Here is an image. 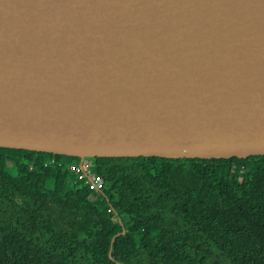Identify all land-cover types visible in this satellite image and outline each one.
I'll use <instances>...</instances> for the list:
<instances>
[{
  "label": "water",
  "instance_id": "1",
  "mask_svg": "<svg viewBox=\"0 0 264 264\" xmlns=\"http://www.w3.org/2000/svg\"><path fill=\"white\" fill-rule=\"evenodd\" d=\"M0 148L264 156V0H0Z\"/></svg>",
  "mask_w": 264,
  "mask_h": 264
},
{
  "label": "trees",
  "instance_id": "2",
  "mask_svg": "<svg viewBox=\"0 0 264 264\" xmlns=\"http://www.w3.org/2000/svg\"><path fill=\"white\" fill-rule=\"evenodd\" d=\"M76 161L0 148V264H264V156Z\"/></svg>",
  "mask_w": 264,
  "mask_h": 264
},
{
  "label": "built area",
  "instance_id": "3",
  "mask_svg": "<svg viewBox=\"0 0 264 264\" xmlns=\"http://www.w3.org/2000/svg\"><path fill=\"white\" fill-rule=\"evenodd\" d=\"M70 169L79 175V184L89 186L96 193H102L106 189L107 184L105 181L93 171L91 159L85 158L81 161L78 159V161L70 165Z\"/></svg>",
  "mask_w": 264,
  "mask_h": 264
}]
</instances>
